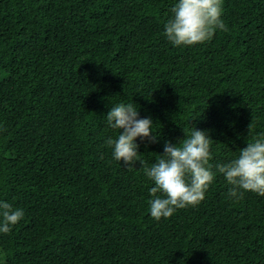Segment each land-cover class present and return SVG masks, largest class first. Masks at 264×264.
<instances>
[{
	"label": "trees",
	"instance_id": "obj_1",
	"mask_svg": "<svg viewBox=\"0 0 264 264\" xmlns=\"http://www.w3.org/2000/svg\"><path fill=\"white\" fill-rule=\"evenodd\" d=\"M178 0H0V201L24 218L0 264H264V197L234 200L217 174L196 207L159 221L139 162L112 158L106 114L133 103L150 167L204 130L210 163L264 134V0H223L202 45L164 35ZM249 126V128H248Z\"/></svg>",
	"mask_w": 264,
	"mask_h": 264
},
{
	"label": "clouds",
	"instance_id": "obj_2",
	"mask_svg": "<svg viewBox=\"0 0 264 264\" xmlns=\"http://www.w3.org/2000/svg\"><path fill=\"white\" fill-rule=\"evenodd\" d=\"M223 0H178L172 16L164 24V35L174 47H191L210 41L219 29L226 30L221 19ZM108 126L118 131L115 139L108 138L106 145L112 148V158L123 161L128 170L139 162L151 187L149 211L159 221L170 218L177 210L196 207L205 199L206 192L217 174H222L230 186L228 195L234 200L243 198L244 192L264 197V134L246 143L239 155L229 163L215 165L211 144L213 140L204 130L191 127L190 133L172 144L165 142L163 155L150 167L138 154L137 138L157 140L150 118H139L133 103H118L106 114ZM249 128V126H248ZM24 218L21 208L0 201V233L8 234Z\"/></svg>",
	"mask_w": 264,
	"mask_h": 264
}]
</instances>
